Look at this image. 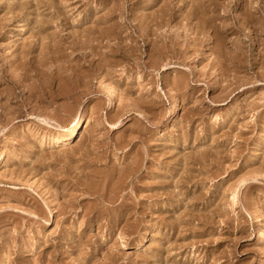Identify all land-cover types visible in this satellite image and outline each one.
<instances>
[{
  "label": "rangeland",
  "instance_id": "rangeland-1",
  "mask_svg": "<svg viewBox=\"0 0 264 264\" xmlns=\"http://www.w3.org/2000/svg\"><path fill=\"white\" fill-rule=\"evenodd\" d=\"M0 149V264H264V0H0Z\"/></svg>",
  "mask_w": 264,
  "mask_h": 264
},
{
  "label": "bare ground",
  "instance_id": "bare-ground-1",
  "mask_svg": "<svg viewBox=\"0 0 264 264\" xmlns=\"http://www.w3.org/2000/svg\"><path fill=\"white\" fill-rule=\"evenodd\" d=\"M71 85V84H70ZM42 86V85H41ZM71 87V86H70ZM109 88V87H108ZM112 88V87H111ZM65 89V88H63ZM73 89V88H72ZM113 89V88H112ZM62 91V90H61ZM172 92V91H170ZM70 93V92H69ZM65 94V93H64ZM74 96V94H71L69 95L68 97L71 98V96ZM172 96L170 95V98ZM179 111V107L176 103L173 104V107L171 108L170 111H168V116H167V120L168 118H171L173 116H175ZM76 114V113H75ZM84 116H89V114L87 113V111H85V115ZM81 117H76L75 118V123H74V127L72 129H70L69 131H67V133H65L64 135H60V136H54L51 138V142L52 144L56 145V144H65V143H68V142H72V140L74 138H76V136H78L80 134V131H81ZM56 134V133H55ZM1 149H0V156H1ZM3 159H0V166H4V163H3ZM232 197H234L233 199H236L235 196L233 195ZM254 222L257 224V226L259 227L258 229V236L256 237V241H259V242H262L264 241V226L262 225V218L261 216H255V219H254ZM258 242V243H259Z\"/></svg>",
  "mask_w": 264,
  "mask_h": 264
}]
</instances>
